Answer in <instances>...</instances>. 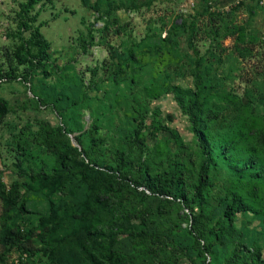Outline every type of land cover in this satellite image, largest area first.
Segmentation results:
<instances>
[{
	"label": "trees",
	"instance_id": "16d2710c",
	"mask_svg": "<svg viewBox=\"0 0 264 264\" xmlns=\"http://www.w3.org/2000/svg\"><path fill=\"white\" fill-rule=\"evenodd\" d=\"M138 1L129 0L126 7L136 11L139 9ZM39 2L26 0L19 5L17 26L20 32H29V37L20 38L13 53L5 54L8 69L0 70V82L20 79L28 84L38 103L50 106L52 112L61 118L64 126L57 127L58 131L71 135L82 130L77 128L75 115L86 85L80 81L61 88L57 83L46 82V72L41 79H36L35 85L32 84L34 74L49 58V44L43 39L39 27L30 25L35 21L30 14ZM80 2L84 7L100 11V0L94 4L90 0ZM240 4L242 6V2ZM106 5L105 15L113 9L111 1ZM142 6H148V3ZM209 9V6L203 7V14L208 17L205 31L207 33L208 30L210 38V46L204 54H200L195 45L197 18L190 16L184 17L181 24L174 26L167 32L166 39H159L158 43H151L147 36L143 41V51L132 47L120 53L117 50L110 52L115 60L110 80L113 88H117L126 69L138 65L153 47L158 50L156 62L162 75L160 86L165 93L174 96L178 110L187 117L203 157L191 196H174L173 175H150V165L144 156L147 148L144 131L155 137L161 131L174 134V128L155 124L152 119L148 121L147 110L143 111L144 115L139 114L143 108L133 105L137 101L129 88L124 94L126 100L127 95L130 98L127 101L136 116L124 113L123 127L117 131L118 136L111 139V158L101 155V146L106 140L99 135L104 114L93 117L86 133L74 136L77 147L66 142L58 148L59 137L46 129L36 131L32 138L29 128L12 132L13 140L9 144L15 148V153L8 184L0 170V245H8L6 251L0 252V264H15V259L19 264H60L62 254H65V264H128L129 255L144 253L145 241L152 240L154 235L144 211L133 214L119 211L117 198L128 187H141L142 199L152 193L180 200L178 202L183 209L189 211L183 215L190 219L176 242L190 253H194L191 246L195 249L196 244L201 264H213L214 259L216 262L220 256L226 259V263L263 264L260 259L264 252V224L261 223L264 220V199L261 196L264 192V134L253 130L247 125V120L237 114L217 118L214 112L218 109L211 108L209 101L217 90L212 66L214 62L221 64L214 50L220 49V40L228 37L236 36L237 41L243 42L245 28L236 25L229 13L221 14ZM200 15L197 13L195 16ZM179 35L186 36L192 53L180 49ZM90 40L94 42V36L91 35ZM236 49L242 59L250 53L245 47ZM138 52L142 53L140 57ZM187 78L189 82H185ZM133 81L135 78L131 77L130 82ZM181 92L189 98L186 104L180 97ZM145 94L156 99L160 96L158 91H146ZM101 101L103 103V98ZM7 114L8 103L0 99V126ZM153 114L160 115L157 109ZM86 134L89 135V143L85 146L81 137ZM131 142L134 149L129 145ZM124 145H129L132 151H123ZM135 168L142 172L135 175L132 173ZM219 169L227 175L225 193L214 200L216 205L207 214L209 221L215 220L208 231L215 233L216 241L204 243L202 238L206 228L201 227L203 225L195 212L204 213V209L210 207V191L215 186L212 179ZM28 196L41 197L47 205L46 214L34 218L35 224L29 228L26 221H30L33 214L27 209ZM247 214L259 222L260 231L255 235V228L244 227L242 240L234 244L231 254H224L221 247L225 249L228 243L225 225H233L238 215ZM33 240L38 245H34ZM158 264L167 263L160 261Z\"/></svg>",
	"mask_w": 264,
	"mask_h": 264
},
{
	"label": "rangeland",
	"instance_id": "374dc122",
	"mask_svg": "<svg viewBox=\"0 0 264 264\" xmlns=\"http://www.w3.org/2000/svg\"><path fill=\"white\" fill-rule=\"evenodd\" d=\"M26 0H0V70L8 69L6 53H13L20 38H28L29 32L23 33L18 25L17 13L19 5ZM111 1L113 9L107 14L106 3ZM129 0H100V11H94L84 7L80 0H40L30 17H35L30 25L39 27L43 39L49 44V58L33 76L32 84L36 79H41L44 72L47 73V83H57L59 87L66 85L85 83L82 93V101L77 106L75 115L77 128L82 130L71 135L64 131L59 132L57 127H63L61 118L52 112L50 106H41L28 84L18 79L15 81L0 82V99L7 101L8 114L3 125L0 126V170L3 171L4 181L9 183L15 148L9 144L13 140L12 132L21 128L30 129V137L40 129H46L59 137L56 144L58 148L64 143L77 147L74 136L81 132H87L91 127L95 115L102 116L103 122L99 135L106 140L101 146V155L106 159L112 157L111 139L118 136V130L123 127L124 113L136 116L132 105L127 101L124 91L131 88L136 97L134 106L143 108L139 114L144 115L147 110V120H154L162 126L174 128V134L161 131L155 137L144 131L147 137V148L144 156L150 165V175L174 176V196H191L196 184L198 170L203 157L189 126L187 117L182 114L172 94L165 93L160 86L162 78L159 66L156 62L158 50L153 47L152 52L146 55L138 65L126 69V74L119 79L117 88L111 83L110 77L114 69L115 60L110 54L113 50L118 53L124 49L135 47L137 51H143L146 37L151 38V43H158L159 39H166L167 32L174 26L181 24L184 17H196L198 31L195 45L200 54H204L210 46V38L205 31L208 17L203 14V7L209 6L210 11L221 14L229 13L231 20L238 26H244L243 42L237 41L236 36L220 40L221 48L215 49L214 54L220 58L221 64L214 62L212 74L216 84V93L210 97V107L218 109L214 113L217 118L227 114H237L247 120V125L257 132L264 134V8L262 0H139V9L129 10L126 5ZM96 0H90L94 4ZM242 2V6L241 3ZM148 3V6H142ZM123 5V6H122ZM201 14L199 17L195 16ZM37 14V15H36ZM106 27V30L103 28ZM159 29H163L159 32ZM153 31V32H152ZM94 36V42L90 37ZM180 49L192 53L188 48L185 35L177 36ZM157 46V45H156ZM215 47V46H214ZM238 48L250 50L244 59L239 57ZM141 52L137 56L140 57ZM213 61V60H212ZM22 68L18 69L20 73ZM94 72V75H93ZM134 77L135 81L130 82ZM184 82V81H182ZM185 82H189L187 78ZM146 91H158L157 99L146 96ZM172 93L176 96L175 90ZM177 97V96H176ZM179 97V96H178ZM184 103L188 101L181 92ZM103 98V103H102ZM180 98V99H181ZM160 115L155 116L154 110ZM83 144L89 143V135H82ZM131 149L134 143L129 144ZM129 145H124L122 150L127 152ZM12 150V151H11ZM132 151V150H131ZM14 152V153H13ZM142 171L135 168L132 173L139 175ZM216 173L215 183L210 193L212 200L210 207L204 209V213L196 210L195 216L206 230L204 243H215V233L208 230L215 220L209 221L207 214L213 206L214 200L225 193L227 175L219 169ZM10 177V178H9ZM223 185V189H222ZM125 186V185H123ZM142 188H125L117 198V206L124 214H133L144 211L147 220L150 221L154 235L152 240L145 241L144 253L133 252L128 257V264H158L164 261L167 264H201V257H197V245L191 246L194 253L183 249L177 244L185 228L189 225L183 213L189 214L178 201L166 198L158 194H147L141 198ZM264 199V192L261 195ZM27 209L33 214L30 221H26V227L35 224L34 218L47 212V205L41 197L28 196ZM1 213V203H0ZM209 221V222H208ZM258 221H254L251 214L238 215L233 225H225L228 243L222 248L224 254H231L234 244L243 238V228L256 229L257 235L260 228ZM264 224V220L261 222ZM145 228V226H143ZM168 235V236H167ZM252 235V234H251ZM253 236V235H252ZM34 245H38L33 240ZM264 243V241H263ZM7 244L0 245V252L6 251ZM264 251V250H263ZM246 252V251H244ZM243 252V253H244ZM59 258L60 264H65V254ZM244 256H242V259ZM213 264H238L227 262L222 256ZM264 264V252L261 257Z\"/></svg>",
	"mask_w": 264,
	"mask_h": 264
},
{
	"label": "built area",
	"instance_id": "2783aa9c",
	"mask_svg": "<svg viewBox=\"0 0 264 264\" xmlns=\"http://www.w3.org/2000/svg\"><path fill=\"white\" fill-rule=\"evenodd\" d=\"M260 4L264 8V0L260 1ZM15 264H19L17 259H15Z\"/></svg>",
	"mask_w": 264,
	"mask_h": 264
}]
</instances>
